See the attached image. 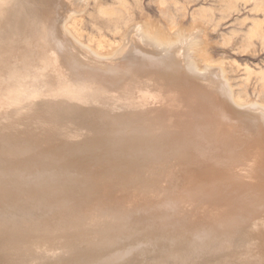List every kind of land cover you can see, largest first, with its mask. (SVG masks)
<instances>
[{"label": "bare ground", "instance_id": "6f19581e", "mask_svg": "<svg viewBox=\"0 0 264 264\" xmlns=\"http://www.w3.org/2000/svg\"><path fill=\"white\" fill-rule=\"evenodd\" d=\"M56 3L0 0V264H264V102L173 21L105 46Z\"/></svg>", "mask_w": 264, "mask_h": 264}, {"label": "rangeland", "instance_id": "374dc122", "mask_svg": "<svg viewBox=\"0 0 264 264\" xmlns=\"http://www.w3.org/2000/svg\"><path fill=\"white\" fill-rule=\"evenodd\" d=\"M88 1L86 3L79 0L62 2L54 0L55 3L57 2L55 5L58 11L64 14L63 19L83 14L79 27L84 42L89 38L93 43L98 44L99 41L109 46L110 42L120 40V33L134 23L142 31L146 29L153 32L150 33L151 36L154 35L155 39L162 38L161 40L166 43L162 34L171 33L168 24L173 21L174 25H178V30L182 31L184 28L183 30L188 34L186 39L183 38L186 41H183L186 43L188 41L186 44L188 46L191 44L194 46L189 47L196 52L194 57L199 56L200 59L196 57L199 63L209 57L216 64L225 65L224 68L228 72L236 96L246 101L264 102V44L261 42L264 41V3H261V0ZM50 11V8L46 7L41 13L49 15ZM167 15H170V18ZM124 17H127L125 21ZM116 24H118L117 29ZM157 31L161 33H154ZM252 31L254 35L257 34L256 37ZM134 44L135 42L127 48L130 50V46ZM151 45L155 47V51L160 52L163 49L154 43ZM184 47L186 48L185 45ZM122 56L120 55L119 58ZM260 141L263 143L264 139L260 137ZM261 150L260 161H264V146L258 151Z\"/></svg>", "mask_w": 264, "mask_h": 264}]
</instances>
